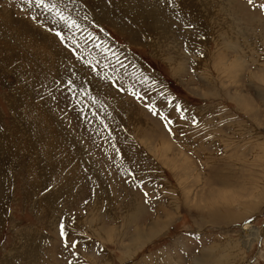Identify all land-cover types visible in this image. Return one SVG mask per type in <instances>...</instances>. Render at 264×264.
<instances>
[{"label": "rangeland", "instance_id": "rangeland-1", "mask_svg": "<svg viewBox=\"0 0 264 264\" xmlns=\"http://www.w3.org/2000/svg\"><path fill=\"white\" fill-rule=\"evenodd\" d=\"M50 1L0 0V264H264V0Z\"/></svg>", "mask_w": 264, "mask_h": 264}, {"label": "bare ground", "instance_id": "bare-ground-1", "mask_svg": "<svg viewBox=\"0 0 264 264\" xmlns=\"http://www.w3.org/2000/svg\"><path fill=\"white\" fill-rule=\"evenodd\" d=\"M78 1V0H77ZM84 1H86V0H84ZM48 3H50V4H52V3H54V1L52 2V1H47ZM60 2H62L63 3V5H64V8L66 9V8H73V6L75 5V2H74V0H60ZM58 7V6H57ZM61 7V6H60ZM81 7V6H80ZM33 8L35 9V10H37L38 8L40 9V10H42V8L41 7H36V6H33ZM59 8V7H58ZM60 9V8H59ZM10 10V9H9ZM76 11H77V13H81L82 11V9H80L79 10V5L76 7V9H75ZM62 12H63V9L61 10ZM198 12H200V11H198ZM70 14V13H69ZM204 14V13H203ZM71 15V14H70ZM81 16V15H80ZM79 16V17H80ZM201 17H203V16H201ZM24 19V18H23ZM19 21H22V19L20 18V17H17L15 20H14V23H16V22H19ZM24 22H25V29L23 30V32H22V34H25V35H28V36H32V37H36V39H37V41H40V42H43V38H42V36L40 35V33H39V31L38 30H36V28H34V27H32V25H30L28 22H29V20H27V19H25L24 20ZM45 22V25H49V26H51V28L52 29H54L55 28V26H56V23H57V25H60V26H62V27H64V30H63V34H62V36H68V37H71L72 35H74L73 33H72V31L71 30H73V28L72 27H69V26H67V24L64 22V21H61L60 20V18L58 17V16H56V18L55 17H53V16H50L46 21H44ZM148 22V21H147ZM80 23V22H79ZM37 24H39V23H37ZM82 24V23H81ZM34 25V24H33ZM83 25V24H82ZM93 25V24H92ZM153 25V24H152ZM35 26V25H34ZM81 26V25H80ZM76 28V27H75ZM40 30H41V28H40ZM76 31H77V29H76ZM79 31H81V30H79ZM131 31H135V30H131ZM83 32V31H82ZM45 33V32H44ZM47 33V32H46ZM49 33V32H48ZM21 34V35H22ZM50 34V33H49ZM72 34V35H71ZM82 34V33H81ZM84 34V33H83ZM92 34V33H91ZM80 35V34H79ZM87 35V34H86ZM90 35V34H89ZM0 38L3 40L4 39V34H2V35H0ZM55 38V37H54ZM53 38V39H54ZM104 38V37H103ZM162 38V37H161ZM65 39H66V41H68L67 40V38L65 37ZM70 39V38H69ZM73 39H75V38H73ZM93 40H94V38H93ZM161 40V39H160ZM165 40V39H164ZM168 41V40H167ZM60 42V41H59ZM58 42V43H59ZM78 42V41H77ZM52 43H55V42H52ZM54 45V44H53ZM52 46V45H51ZM49 47V46H48ZM53 49H54V46L52 47ZM62 48V47H61ZM112 48H113V46H112ZM53 49H51V50H53ZM55 51H57V50H55ZM60 51V50H59ZM60 53V52H59ZM63 53V52H62ZM126 53V52H125ZM118 54H120V53H118ZM124 54V53H123ZM125 57V56H124ZM120 58V57H119ZM64 59V58H63ZM128 60V59H127ZM55 62V61H54ZM71 62V61H70ZM80 62V61H79ZM62 63V62H61ZM127 64V63H126ZM68 66V65H67ZM87 68V67H86ZM72 69V68H71ZM63 71V70H62ZM79 74V73H78ZM58 75V74H57ZM63 85V84H62ZM140 115V114H139ZM152 120V119H151ZM64 140V139H63ZM1 146V145H0ZM36 156H37V154H36ZM40 157V156H39ZM1 160V159H0ZM2 160H3V158H2ZM1 160V161H2ZM54 220V219H53ZM57 222V220H54L53 221V223H52V227L54 226V224ZM50 223H51V221H50ZM50 225V224H49ZM257 232H259V231H257ZM153 233H154V230H153ZM244 233V232H243ZM262 235V233H257L256 235L258 236V235ZM36 235V234H35ZM44 235V234H43ZM22 236V235H21ZM46 236V235H45ZM264 236V235H263ZM19 237V236H18ZM20 238V237H19ZM18 238V239H19ZM24 238V239H23ZM23 241L26 239L27 240V238H25L24 236H23ZM33 238V237H32ZM32 238H31V240H32ZM137 240V239H136ZM260 240V239H259ZM47 241V240H46ZM244 241V240H243ZM27 243H28V241H27ZM34 243V242H33ZM247 244V243H246ZM29 246V245H28ZM21 248H23V247H21ZM26 248H27V246H26ZM16 250V249H15ZM25 250V249H24ZM27 250V249H26ZM25 250V251H26ZM41 250V249H40ZM16 251H18V250H16ZM30 252H32L31 250L29 251V253ZM23 254L25 253V252H22ZM27 253H28V251L26 252V254L25 255H27ZM14 254V253H13ZM25 255H23L22 257H24ZM13 256V255H12ZM40 256V255H39ZM46 256V255H45ZM49 256V255H48ZM26 257V256H25ZM24 257V258H25ZM14 258H16V257H12L11 259H13L14 260ZM28 258V257H27ZM17 259V258H16ZM18 259H19V257H18ZM23 260V259H22ZM25 260V259H24ZM27 260V259H26ZM38 260V259H37ZM44 260V259H43ZM6 261H8V259L6 260ZM31 261H32V258H31ZM10 262V261H9ZM8 262V263H9ZM17 261L15 260V263H16ZM30 262V261H29ZM10 263H13V261L11 260V262ZM14 263V264H15ZM33 263V262H32ZM232 263V262H231ZM194 264V263H193ZM245 264H247V263H245Z\"/></svg>", "mask_w": 264, "mask_h": 264}, {"label": "snow or ice", "instance_id": "snow-or-ice-1", "mask_svg": "<svg viewBox=\"0 0 264 264\" xmlns=\"http://www.w3.org/2000/svg\"><path fill=\"white\" fill-rule=\"evenodd\" d=\"M25 2L31 4V0H25ZM169 2H171V0H169ZM248 3L249 4H253V0H248ZM35 6L36 7H41V8H43L46 11H54V14L56 16H58L61 21H64L67 24V26H69V27H74V26L78 27L76 25L75 21L72 20L71 17L65 16V14L61 11V9H59L55 4H50V3L46 2V0H35ZM253 6H255V5H253ZM259 7H260V9L262 11H264V4H260ZM55 35L58 38H60L61 43L64 42L63 41V36H62V34L60 32H56ZM136 95L138 96L139 94L136 93ZM169 99H171V97H169ZM175 108H176V111L179 113L180 118L183 119L184 118V112L181 111V105L179 103H176L175 104ZM150 110H153V109H150ZM153 114H157L155 110H153ZM159 115H160L161 119L166 120L165 127H168V125L172 123V121L170 119H168L164 115L163 112H159ZM193 122H195V121H193ZM145 195H147V194L145 193ZM245 223H247V221ZM59 234H60L61 237L65 236L64 225L62 223L60 224ZM71 244H72L73 248H75L77 246V242L76 241H71ZM73 254H75V253H73ZM69 264H71V262H69Z\"/></svg>", "mask_w": 264, "mask_h": 264}]
</instances>
